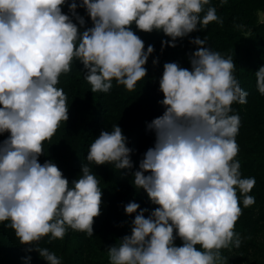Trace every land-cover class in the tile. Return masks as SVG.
Wrapping results in <instances>:
<instances>
[{
    "label": "clouds",
    "instance_id": "9594fccd",
    "mask_svg": "<svg viewBox=\"0 0 264 264\" xmlns=\"http://www.w3.org/2000/svg\"><path fill=\"white\" fill-rule=\"evenodd\" d=\"M65 3L0 0V134L8 133L0 140V222L9 221L20 244L47 264L62 262L48 248L35 246L43 237L63 239L69 228L93 235L102 191L89 164L133 168V150L117 124L94 138L89 163L81 164L71 182L51 160L39 162L44 142L68 120L67 96L57 87L60 76L76 60L92 92L108 93L113 80L131 91L145 78L144 65L154 51L151 44L145 50L133 24L170 37L162 47H175L177 38L211 22L223 24L210 0H71V16L62 12ZM78 7L86 10L91 27H83ZM189 42L197 46L189 55L190 69L163 64L164 111L146 125L155 133L154 146L132 172L135 187L158 207L146 217L149 210L138 203L124 206L126 214L135 213L131 234L107 247L109 264H224L220 250L241 244L235 231L240 196L244 207L255 203L248 194L255 178L242 177L235 159L241 120L232 105L247 103L248 93L234 75L231 56L211 50L199 36ZM255 77L264 95V66ZM22 259L28 264L31 257Z\"/></svg>",
    "mask_w": 264,
    "mask_h": 264
},
{
    "label": "trees",
    "instance_id": "16d2710c",
    "mask_svg": "<svg viewBox=\"0 0 264 264\" xmlns=\"http://www.w3.org/2000/svg\"><path fill=\"white\" fill-rule=\"evenodd\" d=\"M69 2L71 0H66L62 12L71 16ZM210 4L216 8L223 24L211 22L204 29L177 38L175 47L168 44L162 47V41L171 39L162 31L147 33L132 25L135 34L144 41L145 50L149 44L154 47L144 65L146 76L136 83L134 90L129 91L113 80L108 93L92 92L84 79L83 65L76 60L71 71L60 76L57 87L67 96L68 120L61 122L55 135L44 142V154L38 157L39 162L51 160L71 182L80 175L81 164L89 163L86 155L94 138L101 130L111 131L116 124L127 137V146L133 150L132 169H116L114 164L108 163L89 164L102 191L101 214L94 217L92 236L69 228L63 239H51L49 235L35 245L54 252L62 264H109L107 247L119 244L123 236L131 234L135 213L126 214L124 206L130 201L136 202L140 208L149 210L144 213L146 217L158 207L151 203L142 188L135 187L132 172L138 170L144 152L154 146L155 133L146 125L164 111L159 103L163 99L159 89L163 64L177 62L190 69L189 55L197 46L189 41L197 36L205 39L211 50L226 58L232 57L236 64L234 75L248 93L247 103L232 105L241 120L236 136L239 153L235 159L240 163L242 177L255 178V185L248 193L255 198V203L244 207L240 196L242 215L235 224V231L241 237V244L238 248L221 249V255L225 258L224 264H264V95L258 92L255 77L259 67L264 66V0H227L223 5L220 0H210ZM76 11L85 19L83 27H91L86 10L78 7ZM73 22H76L74 17ZM153 59L157 60L156 64ZM7 135V132L0 134V140ZM237 194L240 195L238 189ZM8 224L9 221L0 222V264H25L22 258L26 256L31 257L28 264H47L37 251H27V246L20 244ZM174 243L180 246L183 242L177 236Z\"/></svg>",
    "mask_w": 264,
    "mask_h": 264
},
{
    "label": "rangeland",
    "instance_id": "374dc122",
    "mask_svg": "<svg viewBox=\"0 0 264 264\" xmlns=\"http://www.w3.org/2000/svg\"><path fill=\"white\" fill-rule=\"evenodd\" d=\"M261 15H262V13L259 14V16H261Z\"/></svg>",
    "mask_w": 264,
    "mask_h": 264
}]
</instances>
